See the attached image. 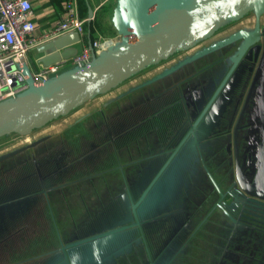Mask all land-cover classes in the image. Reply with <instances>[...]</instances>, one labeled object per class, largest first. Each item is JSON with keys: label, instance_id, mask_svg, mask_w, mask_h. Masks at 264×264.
Returning a JSON list of instances; mask_svg holds the SVG:
<instances>
[{"label": "flooded vegetation", "instance_id": "flooded-vegetation-1", "mask_svg": "<svg viewBox=\"0 0 264 264\" xmlns=\"http://www.w3.org/2000/svg\"><path fill=\"white\" fill-rule=\"evenodd\" d=\"M263 27L264 7L258 17L248 12L223 24L201 43L203 54L182 65H176L181 57L171 58L169 72L130 84L78 120L85 112L77 115L60 137L1 159L0 204L6 207L0 210V232L10 231L9 249L40 242H30L32 233L57 238L64 253L93 237L97 256L110 251V239L97 246L113 233L115 247L129 248L104 264L150 262L176 238L186 248L177 264H224L242 226L264 236V218L255 214L264 215V197L252 195L264 154L257 126L262 118L252 109L241 114L247 77L261 76L256 71L264 36L253 40L252 34ZM197 76L210 77L206 84ZM231 76L240 77L223 96V110L206 118ZM205 118L211 131L203 138L196 129ZM193 137L195 155L182 153ZM44 256L35 264H43ZM23 259L28 264L30 257Z\"/></svg>", "mask_w": 264, "mask_h": 264}, {"label": "water", "instance_id": "water-1", "mask_svg": "<svg viewBox=\"0 0 264 264\" xmlns=\"http://www.w3.org/2000/svg\"><path fill=\"white\" fill-rule=\"evenodd\" d=\"M263 7L264 0H116L111 20L118 37L96 51L88 37L90 56L86 64L73 65L38 80L33 77L35 68L31 65L19 66L26 87L0 100V138L9 134L29 135L171 58L180 55L182 59L176 65H182L188 58L203 54L206 48L201 43L223 24L236 21L248 12L258 17ZM87 34L90 35L89 29ZM259 35L264 36V27L260 32L257 28L253 31V40ZM79 39L77 32H69L41 42L35 48L36 62L41 67L64 63L77 54V48L72 45ZM172 67L166 71L168 67L164 68L154 78ZM263 67L264 52L256 72L261 73ZM263 81L259 84L258 91L262 92H258V109L264 108ZM46 138L48 135L4 153L0 160Z\"/></svg>", "mask_w": 264, "mask_h": 264}, {"label": "crops", "instance_id": "crops-1", "mask_svg": "<svg viewBox=\"0 0 264 264\" xmlns=\"http://www.w3.org/2000/svg\"><path fill=\"white\" fill-rule=\"evenodd\" d=\"M32 5L33 10V20L35 23V36H40L43 32L47 31L56 20L62 17L63 14V4L66 0H29ZM76 4V10L78 13V16L84 20V34L80 36V39L77 43H75L72 46H75L77 48V53L81 50L82 46H88L87 40L88 37L93 39H106L108 42L117 39L118 33L116 32L115 28L112 25V13L113 9L116 3V0H74ZM90 26L93 27V31L91 32ZM88 29L90 30V35L87 34ZM37 43L34 47L30 49V51L27 53L26 56V62L28 65H31L33 68L41 67L36 62V58L38 55L35 52V48L38 44ZM76 54H73L75 56ZM30 56V57H29ZM71 56L67 61H65L62 64H59L60 72L66 71L70 69L72 64V58ZM58 71V72H59ZM241 100L245 101V109L243 107L241 108V114H245V112L248 114L249 109H247V105L249 103V97L247 96L246 92L244 95L241 96ZM223 110V109H222ZM221 110V111H222ZM215 111L213 115L218 117V115L221 112ZM253 109L250 111L253 113ZM255 112V111H254ZM217 114V115H216ZM243 116V115H242ZM213 118V117H212ZM205 120V119H204ZM258 121V131H262V136L264 137V117L262 119H259ZM246 126H249L248 123H246ZM211 123L207 124V121L205 122V125L199 126L196 131L201 130V135L203 138L206 135H209L211 131ZM236 127H232V132L236 131ZM240 134V129L238 131ZM236 136H234L235 141ZM199 139V136H198ZM198 139L196 138H189L188 142L184 145L182 153L192 154L195 155L196 148L198 144ZM248 144L246 145L247 149ZM241 152L243 151V148L240 149ZM239 151V152H240ZM248 157L245 158V161H247ZM6 205L0 204V210H2ZM10 209V208H9ZM42 209V208H41ZM37 220V218L35 219ZM60 225V222L59 224ZM10 231L5 230L0 232V264L2 262H5L7 264H26L24 257H30L28 264H35L37 258L46 257L43 264H59L60 256L61 255H68L72 256L74 259L73 264H96V262L93 260V258L96 256V250L94 248V238H86L80 239L76 241L71 245H78V247L68 250L66 249V253L63 252V249H60L59 243L57 244V238L54 240H51L48 234H45L42 239L40 238V235H43L42 233L34 234L32 233L30 236L31 241H40L36 243H32L29 245L28 248H25L24 246L21 247H11L9 249V236ZM38 237V238H37ZM59 242V241H58ZM81 244H83L84 248H81ZM86 246V247H85ZM9 249V250H8ZM11 249H15L12 254L10 255H4L2 252L4 251H10ZM65 264V263H64Z\"/></svg>", "mask_w": 264, "mask_h": 264}, {"label": "built area", "instance_id": "built-area-1", "mask_svg": "<svg viewBox=\"0 0 264 264\" xmlns=\"http://www.w3.org/2000/svg\"><path fill=\"white\" fill-rule=\"evenodd\" d=\"M32 5L29 0H0V100L13 96L26 87L20 65L27 63L26 56L32 47L66 34L77 32L84 34V20L78 16L74 0H66L63 4L62 17L40 36H35ZM106 39H93L91 46L96 51L103 48ZM89 46L72 58V64L82 66L89 60ZM60 70L59 64L38 67L33 71V77L38 80Z\"/></svg>", "mask_w": 264, "mask_h": 264}, {"label": "rangeland", "instance_id": "rangeland-1", "mask_svg": "<svg viewBox=\"0 0 264 264\" xmlns=\"http://www.w3.org/2000/svg\"><path fill=\"white\" fill-rule=\"evenodd\" d=\"M180 57V55H179ZM174 59V58H173ZM173 62L174 60H167V63L161 64L158 66H154V67H150L149 69H142L145 70L142 73H139L138 76L131 78L129 81H127V83L125 85H123L121 88L109 93V94H104V95H99L97 97H94L93 99L87 101L84 105H82L81 107L77 108L75 111H73L72 113L69 114V116H65L63 118H57L52 120L51 122L47 123L46 125L40 127L39 129H36L35 131H33L31 134L29 135H24V136H16L14 134H9L7 136L1 137L0 138V155L9 152L10 149L14 148V147H18L20 145H23L25 143H29L31 142L33 139L40 137V136H45L48 135L49 138H56V137H60V134L65 132L66 130L63 129L66 126H69L70 123L73 122V119L76 118L77 115L85 112L86 110H90L91 108H95V107H99L101 103L110 100L111 98H113V96H115V94L125 90L127 87L130 86V84H137L140 80H142L143 78H150L152 79L153 76L156 75V73L158 74V72L160 70H163L164 68H166L164 71H166L167 69H169L170 67L173 66ZM210 76H197V79H199L200 81H204L206 84L209 80ZM240 76H231L230 79L228 80L227 84H226V88L222 91V93L220 94L219 97H216V99L214 100V102L210 105V107L208 108L207 112L205 115L206 118L209 116H212L213 113L215 111H219L221 108V105H219L223 99V96L227 95L228 90L231 89V86L233 85L234 81L236 79H238ZM242 79L245 80V77H241ZM264 80V67L262 69L261 72V76L258 77V79H256V74L255 76H248L247 77V82L245 84V92L247 94V96L249 97V103L247 105V109H253L255 112L259 113L260 118L264 117V108H257V101H258V95H260L258 92H262L261 90H259V84L260 81ZM264 82V81H263ZM207 87H209V89H212L213 87L210 85H207ZM192 90L195 89L194 86L191 87ZM206 90V94H209V90L205 88ZM193 92V91H191ZM205 94V95H206ZM196 101H200L199 98H195ZM216 109V110H215ZM206 118L205 120H201V122L199 123L200 126L201 125H205L206 122ZM211 127V126H210ZM22 160V159H21ZM20 162V161H19ZM18 162V163H19ZM17 163V164H18ZM260 173H258L256 175V179H257V184L255 185V189L256 192H253L252 195L256 194L257 196L260 197H264V154L261 158L260 161V169H259ZM70 174V171H66V177H68V175ZM244 190H247L246 187H243ZM243 199L244 197H246L245 193H242Z\"/></svg>", "mask_w": 264, "mask_h": 264}, {"label": "trees", "instance_id": "trees-1", "mask_svg": "<svg viewBox=\"0 0 264 264\" xmlns=\"http://www.w3.org/2000/svg\"><path fill=\"white\" fill-rule=\"evenodd\" d=\"M90 29L92 32L93 27L90 26ZM133 77H136V76H132L129 79H127L126 81L130 80ZM72 112H70V113H72ZM69 114H68V116H69ZM63 117H65V116H62L61 118H63ZM14 135L21 136L18 134H14ZM255 214L259 218H264V215L262 213L255 212ZM129 219H130V216H129ZM262 220L264 222V219H262ZM260 226L263 227L262 230H264V223H261ZM258 229H260V228L258 227ZM125 232H127V231H125ZM128 232H132L131 227L128 228ZM258 232L254 231L248 225L242 226L241 229L238 231V233H240V237L238 238L237 241H234L235 242V246H234L235 252L231 251L230 255L225 257L224 264H264V236ZM119 233H121V232H118L116 234H119ZM252 233H255V234L257 233V235H253V237H252L253 240H252V238H250ZM109 239L111 240L110 251H108V253H104V254H100V255L95 256L93 258V260L96 262V264L110 263V262L114 261L115 257H119V256L123 255V252H124L123 248H125V249L129 248V245H125L124 247H122V246L115 247V244H117L118 242L113 239V233H112V235L102 237L101 243H99V245L97 247L101 248V244H102V246H104L103 243L105 241H108ZM177 241H178V238H176V240H174L171 243V245L169 244V241H168L167 245L164 244L162 246V249L160 250V252L158 254H153L154 259H152L150 262L144 261V264H177L181 254H183L186 251L184 243H182L183 245L182 244L176 245ZM78 245L76 244V245L67 246L66 249L72 250V249L78 247ZM81 248H84L83 244H81ZM246 249H248V255H247ZM177 250H178V253L174 256V252H176ZM236 250H238V252ZM74 259L75 258H73L72 256L61 255L60 256V264H64V263L65 264H73ZM215 262H216V259L214 258V263Z\"/></svg>", "mask_w": 264, "mask_h": 264}, {"label": "bare ground", "instance_id": "bare-ground-1", "mask_svg": "<svg viewBox=\"0 0 264 264\" xmlns=\"http://www.w3.org/2000/svg\"><path fill=\"white\" fill-rule=\"evenodd\" d=\"M30 57V56H29ZM60 118V117H59ZM257 219V218H256Z\"/></svg>", "mask_w": 264, "mask_h": 264}]
</instances>
